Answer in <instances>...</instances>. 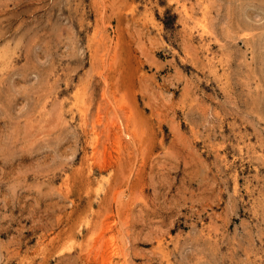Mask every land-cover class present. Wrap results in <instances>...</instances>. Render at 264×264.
Segmentation results:
<instances>
[{
  "label": "rangeland",
  "instance_id": "obj_1",
  "mask_svg": "<svg viewBox=\"0 0 264 264\" xmlns=\"http://www.w3.org/2000/svg\"><path fill=\"white\" fill-rule=\"evenodd\" d=\"M0 264H264V0H0Z\"/></svg>",
  "mask_w": 264,
  "mask_h": 264
},
{
  "label": "bare ground",
  "instance_id": "obj_2",
  "mask_svg": "<svg viewBox=\"0 0 264 264\" xmlns=\"http://www.w3.org/2000/svg\"><path fill=\"white\" fill-rule=\"evenodd\" d=\"M204 7H206L205 5H204ZM149 15V14H148ZM210 58V57H209Z\"/></svg>",
  "mask_w": 264,
  "mask_h": 264
}]
</instances>
